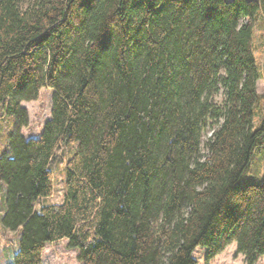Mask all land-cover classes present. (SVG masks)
Returning <instances> with one entry per match:
<instances>
[{"label":"trees","instance_id":"16d2710c","mask_svg":"<svg viewBox=\"0 0 264 264\" xmlns=\"http://www.w3.org/2000/svg\"><path fill=\"white\" fill-rule=\"evenodd\" d=\"M260 12L264 0H0L12 264H42L63 239L81 264H197L196 247L208 264L232 242L243 264L264 256V180L237 185L264 142ZM42 89L53 91L49 117L25 138L20 103ZM72 144L62 202L37 207L57 150Z\"/></svg>","mask_w":264,"mask_h":264},{"label":"rangeland","instance_id":"374dc122","mask_svg":"<svg viewBox=\"0 0 264 264\" xmlns=\"http://www.w3.org/2000/svg\"><path fill=\"white\" fill-rule=\"evenodd\" d=\"M261 16V17H260ZM259 20L254 27L253 36V50L258 67L261 70L262 77L256 83L258 97L256 106L254 108V123L257 122L260 115L258 114L260 108H262L264 95V15L260 12ZM53 91L51 89H42L39 97L32 101H22L20 105L26 109L28 114V125L20 128L19 133L25 137H36L45 122L49 117L51 96ZM223 99L222 90L215 96V101L221 103ZM1 119V116H0ZM1 119L0 122H4ZM9 120L0 125V150L3 147L2 138L5 134L14 132L16 128L8 124ZM211 134L209 127L204 128L202 131V142H204ZM76 144H72L68 150L66 148H60L57 150L58 156L57 162L53 165V192L49 197L41 198L38 200L36 206L40 204H54L62 202L63 194V170L65 165L66 156H68ZM202 153L205 154L206 150L202 148ZM1 154V153H0ZM264 180V142L254 149L251 162L246 170L242 173L240 179L237 181L238 186H244L250 182H262ZM5 189V185L0 184V221L4 212L2 205V190ZM19 231H8L1 226L0 222V264H12L13 256L18 249L19 243ZM204 249L196 247L193 252V257L197 260V264H205L203 262ZM42 264H81L76 259V251L67 247V240L63 239L57 242L46 244L42 251ZM208 264H243V256L236 253V243H230L221 253L215 256ZM256 264H264V256L260 257Z\"/></svg>","mask_w":264,"mask_h":264}]
</instances>
